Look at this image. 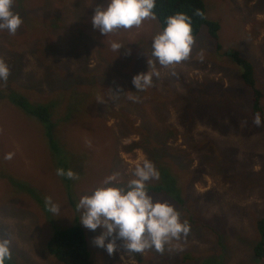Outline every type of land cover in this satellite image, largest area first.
<instances>
[{
  "label": "rangeland",
  "instance_id": "obj_1",
  "mask_svg": "<svg viewBox=\"0 0 264 264\" xmlns=\"http://www.w3.org/2000/svg\"><path fill=\"white\" fill-rule=\"evenodd\" d=\"M45 1L39 7L40 0H24L22 6L14 0L23 24L15 35L0 31V59L10 67L8 79L0 80V90L25 92L32 101L51 103L66 92L68 99L78 96L83 102V93L98 88L95 107L79 102L81 114L90 117L61 134L68 148L77 146L74 156L87 161L84 167L90 175L85 168L78 171L69 194L44 147L41 124L0 100V238L11 239V261L64 264L49 252L50 238L81 215L73 202L77 204L114 173L127 183L136 163L149 159L140 145L142 130L150 144L157 145L160 162L170 163L176 175L187 181H183V197L209 227L190 225L187 237L173 240L163 252L128 253L117 240L112 255L93 243L102 229L84 228L94 263L263 264L253 247L259 237L257 222L264 216V132L254 123L251 94L239 67L217 50L206 31L195 37L189 58L161 66L151 55L152 38L162 31L157 19L103 36L93 29L91 17L97 4L106 0ZM204 1L206 17L221 24V44L253 63L264 91V0ZM38 10L46 21L56 14L62 17L63 23L51 34V46L36 37L37 30L27 29L26 16L36 18ZM113 42L129 49V56L118 55L110 45ZM104 49L112 50L111 55L102 54ZM84 66L96 70V77L85 79L86 89L72 82V78L84 79ZM148 70L159 76L153 77V86L137 92L132 79ZM199 89L202 103L194 97ZM262 104L264 108V98ZM9 153L11 159L6 158ZM152 162L156 166V159ZM187 173L194 175L193 181L184 177ZM46 197L60 205L58 216L48 211ZM155 198L173 204L183 220L186 207L175 205L169 196Z\"/></svg>",
  "mask_w": 264,
  "mask_h": 264
},
{
  "label": "clouds",
  "instance_id": "obj_2",
  "mask_svg": "<svg viewBox=\"0 0 264 264\" xmlns=\"http://www.w3.org/2000/svg\"><path fill=\"white\" fill-rule=\"evenodd\" d=\"M157 0H106L97 4L91 17L93 29L103 36L117 29L139 27L146 19L157 18ZM14 0H0V31L15 35L23 24L22 16L14 10ZM197 15H203L197 11ZM192 18L177 12L166 18V26L152 38V57L161 66L179 64L189 58L194 44ZM124 45L113 42L111 47L119 51ZM150 61L148 64L150 66ZM10 75L9 65L0 59V80L6 81ZM159 73L148 70L134 75L132 83L137 92L153 86V77ZM130 99H136L130 97ZM254 123L264 125L260 114ZM7 159L12 158L9 153ZM56 174L69 180L78 179L71 169L59 167ZM155 164L144 158L135 165V171L127 183H121L117 174L107 176L98 186L82 195L76 204L81 215L79 221L84 228L102 232L93 240L95 246L104 248L109 255L117 251V240L122 242L128 253H143L146 249L163 252L173 240L186 238L190 225L181 219L180 212L167 200L157 199L149 192L148 182L159 179ZM45 205L53 216H58L60 205L51 197H46ZM12 258L11 239L0 238V264H7Z\"/></svg>",
  "mask_w": 264,
  "mask_h": 264
},
{
  "label": "trees",
  "instance_id": "obj_3",
  "mask_svg": "<svg viewBox=\"0 0 264 264\" xmlns=\"http://www.w3.org/2000/svg\"><path fill=\"white\" fill-rule=\"evenodd\" d=\"M41 1L45 2L46 4L45 0H40L39 7L41 6ZM16 2L22 3V6L24 0H16ZM198 10L201 11L203 15H197ZM15 11H20V7L19 10ZM154 11L156 12V19L160 24L161 30H163V28L166 26V18L168 16L177 12H183L192 18L194 37H197L203 31H206L209 37L215 41L217 50L222 51L224 55L230 57L236 66L239 67L242 81L251 94V114L253 117H255L256 114H260L262 120H264V108L262 104L264 91L258 86L257 79L255 77V67L253 63H251L247 58L243 57L238 50L232 47L225 48L221 44V24L216 20L206 17V3L204 0H157ZM18 13L22 14L20 12ZM26 18H29L27 29L34 31L37 30L36 37H38V39L45 40L46 44L48 42L49 46H51V34L55 32L58 27H60L59 24L62 22V17L59 14H56L55 16L51 17L52 20L46 21L42 16L39 15L38 10V16L36 18L33 16L31 18L26 16ZM204 28L206 30H203ZM110 45H112V43H110ZM37 49L41 50V45H38ZM129 52V49L123 48L119 50L117 54L128 57ZM101 53L111 55L112 50L104 49L101 51ZM81 71L84 79L80 81L78 78H72V82L74 83V81H77L79 84H81V86H83V89H86V87L89 86L84 85L85 79L88 77H96V70H89L86 66H84L82 67ZM118 88H120L119 85ZM97 90L98 88L90 89L87 90L86 93H83L82 95H85V101L83 102L79 101L80 97L78 98V96L76 99H68L70 92H66L65 95H60L57 100L48 103L38 102L37 100L32 101L25 92L16 90L6 91L2 89V91L0 90V100L24 111L26 114L41 124L42 131L45 136L44 147H46V150L53 158L55 163L54 169L56 168L57 170L59 167H63L65 169L71 168L78 176L77 172L80 170L83 171L87 161L83 162L81 157L74 156L73 152H75V148L77 146L73 148V144H68V148L67 143L62 139L61 134L63 135V133H66L68 129L74 127L77 123H84L83 121L85 117H90L89 114H85V116L81 114L79 102L82 104L86 103L87 107L92 109L95 107L100 97L99 93H97ZM1 96L5 98H2ZM194 97L199 100V103L204 102V96L202 98L200 89L199 93ZM180 98H182V96L179 98L177 97L176 99ZM211 98V95H209L208 101L211 100ZM157 99H159V97H157ZM262 127L264 132V125H262ZM139 133H141V136L143 137L140 145L143 148H146L149 160L154 161L156 159V168L160 174L159 179H153L148 182L149 192L154 197L169 196L172 200H174L176 203L175 205L179 204L182 206V208L186 207L185 209H182L184 212L183 215H185L183 220L187 221L189 225L200 224L204 227H209L206 219H203L199 212H197L195 206L190 204V200L183 197V193H186L183 183L187 181L182 178L180 179L181 176L176 175L170 163L162 164L159 160V150L157 145H151L149 138L144 135L142 130H140ZM77 142L79 143V141ZM147 145H149V147H153V149L150 150ZM79 146H81V143ZM210 148H212V146H210ZM93 169L94 168H91V171ZM86 171H88L89 176L90 171L88 169H86ZM184 177L186 179L190 178L191 181L194 179V175L190 173L185 174ZM63 180L67 186V192L70 194L69 191L75 185L76 179L69 180L63 177ZM13 181L15 184H17L18 180L13 178ZM186 201H188L187 204H185ZM73 204L76 207L75 202H73ZM257 224L259 237L253 247V252L255 257L260 259L264 264V216L258 220ZM48 248L49 252L58 262L64 264H95L91 256L92 251L89 246L86 231L79 223L78 217L75 224L55 230L54 234L49 240ZM7 264L15 263L9 260Z\"/></svg>",
  "mask_w": 264,
  "mask_h": 264
}]
</instances>
